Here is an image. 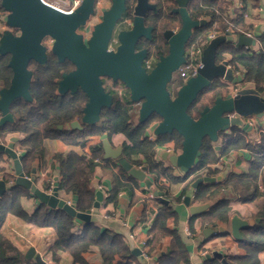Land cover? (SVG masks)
<instances>
[{
  "label": "trees",
  "instance_id": "obj_1",
  "mask_svg": "<svg viewBox=\"0 0 264 264\" xmlns=\"http://www.w3.org/2000/svg\"><path fill=\"white\" fill-rule=\"evenodd\" d=\"M135 0H126L127 10L117 23V29L123 26V19L130 18L129 10ZM157 7L156 15L149 11L144 16L146 24L153 26L152 41L148 52L155 57L166 49V41L162 31L167 28L180 26L179 15L171 8L175 6L174 0H149ZM229 0H189L186 9L191 18L206 17L207 22L196 27L187 40V49L193 43L198 44L204 40L206 34L215 31L217 34L229 31L232 35H247L250 25L245 23L242 15L232 18L227 9ZM0 10H3L0 6ZM254 45L236 46L234 41L222 42L216 52V60L226 58L228 63L236 70L243 68V76L240 83L250 82L260 92L264 91V33L251 35ZM9 54L0 55V85L7 86L10 82L11 70L7 66ZM28 67L32 70V80L29 91L32 99L24 100L15 98L9 105V111L13 120L0 124V141L4 142L7 134L18 133V147L22 150L20 163L25 175L31 173L33 161H41L44 156V138H60L67 145L82 146L90 136H99L106 133L111 142L114 134H122L125 141L121 143L122 156L135 166H145L148 175L152 178V186L158 190L164 189V185L158 183V178L163 176L168 181H184L189 177H196L216 172L210 164L215 163L221 154H227L231 150L246 148L251 153L250 166L247 171L240 173L229 172L218 183L200 182L193 191V202H206L215 199L219 189L229 188L232 192L240 194L248 188L252 193L247 198L254 196L257 189V178L260 168L264 165V133H261L258 141L248 142L243 133L237 128H232L230 134H220V148L215 151L212 142L204 137L200 146V156L186 173L174 175L169 165H163L154 159V150L165 142L173 141L174 150L180 148L181 136L175 131L154 136H144L148 121L137 122V108L128 98V90L119 81H104L105 89L113 95L109 107H104L99 120L94 124H81V128H71L67 124L72 119H78L87 97L79 88L71 93H58L56 90L57 79L61 73L69 71L73 65L68 61H58L56 56L48 53L43 65L30 61ZM121 84L119 87L118 84ZM228 84L215 78L204 87L195 100L188 107L187 112L192 117H197L199 111L207 104H211L216 96L226 92ZM155 119V117H151ZM61 125V127H58ZM112 144V143H111ZM3 153L0 152V161ZM53 164L57 166L59 180L58 189L71 193L72 204L77 211L91 208L95 200V187L92 179L95 167L105 163V168L110 171L111 187L105 197L106 201L116 203V198L121 190L130 192L137 184V180L130 176L119 166L116 160L103 158V150L100 140L90 146L89 154L67 151L55 153ZM117 167V171L114 168ZM1 179L8 187L0 195V264H37L33 259L23 256L18 245L2 230L3 221L7 214H14L26 222L39 227H50L55 233V239L49 247L51 257L56 258L58 252L70 257L69 264H89L83 254L91 246H96L102 264H132L135 256L124 241L120 233L107 228L101 229L92 220L83 221L79 231L75 228L79 224L77 219L65 210L55 207L50 208L41 203L36 205L33 212L28 214L20 205L19 198L22 195H32L29 189L14 184L15 176L7 173L0 165ZM189 183H186L187 187ZM50 183H45L48 188ZM185 189V188H184ZM183 189V192H184ZM164 193V192H163ZM169 196L167 192L164 193ZM181 196H169L170 203H160L152 219L147 234L146 244L148 252L155 249L165 236L170 237V248L159 255L160 264H187L188 253L177 229L166 225L168 217L176 219V213L172 208L173 202L181 201ZM229 206L227 198H218L206 210L191 216V220L198 218L201 224L217 225L226 222ZM259 220L250 226L240 229L241 238L237 242L243 248V254L225 255V264H259L257 254L264 248V207L257 214ZM220 233L221 232H217ZM223 234V233H221ZM147 252V253H148Z\"/></svg>",
  "mask_w": 264,
  "mask_h": 264
},
{
  "label": "water",
  "instance_id": "obj_2",
  "mask_svg": "<svg viewBox=\"0 0 264 264\" xmlns=\"http://www.w3.org/2000/svg\"><path fill=\"white\" fill-rule=\"evenodd\" d=\"M176 6L172 11L180 18V26L167 29L163 37L168 44L165 55H160L153 67L147 71L142 64L146 56L145 48L135 49L140 37H150L152 26L145 25L144 15L147 10L155 9V4L148 0H135L132 8V24L129 28L118 29L115 33L116 45L109 48V42L114 35L118 21L126 10V0H109L108 7L102 9L100 19L91 29L86 31V24L95 11L96 0H81L71 11L61 10L44 0H0L4 28L0 30V55L9 54L7 66L11 70L10 82L7 86L0 85V124L10 122L13 116L9 111L10 103L18 97L30 101L29 91L32 80V70L28 67L30 61L43 65L48 53L56 56L62 62L68 60L73 68L61 73L57 79L58 93L75 92L78 88L87 97L78 119H72L67 126L81 128V124H94L99 120L100 112L112 103L113 95L105 89V79L120 81L128 90V98L138 105L137 122L149 121L144 136H157L175 131L181 136L180 150L163 148L159 152L162 161L172 168L174 175L186 173L200 156L202 139L207 137L217 151L220 144L215 142L220 134H228L232 128L242 131L251 129L246 120L254 115L261 118L264 115V97L254 86L240 87L231 93L226 86V92L218 95L212 104L205 105L197 117H192L187 109L198 93L211 81L218 78L227 84H235L241 80L236 70L228 63L227 58L216 60L218 46L224 41H234L236 46L253 45L255 40L249 35H232L229 31L217 34L209 39L202 48L200 66L194 75L185 79L171 97L168 89L173 73L185 61L184 53L187 40L193 30L207 22L206 17L191 18L186 9L189 0H174ZM83 30V31H82ZM50 38V46L44 43ZM155 117L152 119L151 117ZM61 127V125H58ZM230 130V131H229ZM103 150V158L116 160L130 176L145 187L150 188L153 180L147 174L145 166H135L122 156V146L112 145L106 133L98 136ZM18 137L11 135L6 143L0 142V152L5 153L13 163L14 184L24 186L36 197V205L41 203L50 208H61L80 221H89L92 208L99 206L103 198L102 191L95 190V200L91 208L77 211L71 202L58 195L57 176L49 191L40 189L35 184V169L26 176L22 171L21 153L14 149ZM155 153V150H154ZM221 175L202 174L191 183L196 188L200 182H215ZM0 179V195L7 189ZM154 194L163 203H170L163 191L155 190ZM190 195H184L183 203L190 214L203 211L208 203L190 204ZM258 219H241L233 215L228 222L219 223L206 232H226L229 227L233 237L240 239V229L250 226ZM133 255H139V248L131 250ZM25 258L33 259L37 264H49L35 251L28 247ZM205 258H218L225 264L224 256L217 250L206 253Z\"/></svg>",
  "mask_w": 264,
  "mask_h": 264
},
{
  "label": "crops",
  "instance_id": "obj_3",
  "mask_svg": "<svg viewBox=\"0 0 264 264\" xmlns=\"http://www.w3.org/2000/svg\"><path fill=\"white\" fill-rule=\"evenodd\" d=\"M227 13L232 18H235L239 14L242 15L244 22L250 25V30L247 35L251 36L255 33H264V0H229ZM2 14H5V12ZM3 27L4 26H1L0 30ZM225 57L228 59L229 55L225 54ZM236 72L238 76L241 77L243 68L239 67L236 69ZM227 86L230 87L231 84ZM244 86L253 87L254 85L250 82L240 83V87ZM246 120L250 123L251 129L248 131L238 129V131L243 133L248 142L254 143L258 141L260 134L264 133V115L261 118L251 115L248 116ZM230 133L231 131L228 132V134ZM11 135H16L18 138L20 137L18 133L7 134L3 143H6ZM150 137L153 138L154 136ZM98 140H100L98 136H90L82 146H74L65 144L60 138H44V156L40 162L35 160L32 163L35 169L36 186L42 190L49 191L54 181L53 177L57 176V180H59L57 166L52 163L55 153H65L71 150L76 153L89 154L90 146L97 143ZM123 141H125V137L122 134H114L111 137L112 145H121ZM215 143H221V136H219ZM14 147L20 149L17 142L14 143ZM163 148L174 150L173 141L165 142L162 146H157L155 148L154 159L166 166L168 163L162 161L159 157V152ZM179 150L180 148H176L174 151ZM250 161L251 153L246 148L231 150L227 154H221L215 163L210 164L211 167L216 170L211 176L221 175V178L213 183H218L229 172L240 173L242 171H247L250 166ZM0 165L5 172L15 176L12 160H10L5 153L2 155ZM104 166L105 163H101L95 167L92 183L95 190L98 189L99 184L102 185L103 198L98 207L92 208L90 220L101 229L107 228L111 231L120 233L131 252V250L136 247L137 241L143 239L146 241L148 237V227L161 203L159 198L154 194V191L158 189L155 186L147 188L142 182L138 181L130 192L121 190L116 198V203L113 204V202L105 200L111 183L110 171ZM117 169L118 168L115 167L114 171H117ZM193 180L194 179L191 180L189 177L184 181L172 182L166 180L163 176L158 178V183L164 185V189L161 191L164 193L167 192L171 197L182 195L181 201L172 203V208L176 213V219L173 216L168 217L166 225L169 228L175 227L177 229L188 253L189 261L187 264H224L218 258H205L204 256L212 250L221 252L223 256L243 254L244 250L239 246L237 238L233 237L230 233L229 227L226 232H221L223 234L220 233L219 235V233H217L219 231H205L207 228H214V225L201 224L198 218L191 220V216L194 214L192 215L189 213L188 207L183 203V197L187 194L192 197L195 188H192L190 183ZM45 183H50V186L46 188ZM186 183H189L187 187H185ZM252 191V188H248L244 192L236 194L229 188L224 190L219 189L218 193L215 195V199L206 201L208 206L204 210L208 209L216 199L227 198L229 212L226 222H228L233 215H237L241 219L257 218L259 220L257 214L264 207V165L260 168L258 173L257 189L254 196L248 199L247 197L250 196ZM149 193H152L153 196L151 197ZM58 195L68 202H73L71 193H66L58 189ZM164 196L169 199V196L165 194ZM19 202L23 210L30 214L36 206V197L34 195H22L19 198ZM201 203L205 202H193L192 200L190 202V204ZM77 221L79 224L75 230L79 231L83 221L78 219ZM219 223H217V225ZM217 225H215V227ZM2 230L5 235L18 245L23 256L28 247L33 246L35 251L51 264L70 263V257L62 252H58L55 259L51 257L49 247L55 239V233L50 227L36 226L9 213L3 221ZM169 241V236L163 237L161 243L150 252H148L147 246L148 258H143L140 254L134 255L136 258L133 260L132 264H160L158 257L160 254L169 250ZM83 256L89 264H102L96 246H91ZM257 257L259 264H264V248L258 252Z\"/></svg>",
  "mask_w": 264,
  "mask_h": 264
},
{
  "label": "built area",
  "instance_id": "obj_4",
  "mask_svg": "<svg viewBox=\"0 0 264 264\" xmlns=\"http://www.w3.org/2000/svg\"><path fill=\"white\" fill-rule=\"evenodd\" d=\"M45 2H47L46 0H44ZM56 3H49L61 10H64V11H71L73 10L74 8H76L81 0H55ZM215 35H217V33L215 31H211V32H208L204 38V40H202L201 42H199L198 44L196 43H193L192 45H190L185 53H184V57H185V61L180 64V66L178 67V70H177V73H176V76L180 77L183 79V81L185 79H187L189 76H192L196 73L197 71V68L200 66L201 62H200V55H201V51H202V48L204 47V45L206 44V42L213 38ZM116 38L115 36L113 35L110 42H109V45L108 47L109 48H113L114 47V44L116 43ZM145 65L146 66H149V60H147L145 62ZM175 76V77H176ZM239 77V76H238ZM238 88H240V81L235 83V84H231V86L229 87V90L231 93H234ZM261 95L264 97V91L261 92ZM250 124V123H249ZM15 151L17 153H22L21 149H17L15 148ZM11 160V159H10ZM28 176V175H26ZM1 179V177H0ZM98 189L101 190L103 192V189H102V185H98ZM150 196L152 197L153 194L152 193H149ZM132 237V235H131ZM136 247L139 248L140 250V255L143 257V258H148V253H147V244H146V241L143 239V240H139L137 241L136 243Z\"/></svg>",
  "mask_w": 264,
  "mask_h": 264
},
{
  "label": "flooded vegetation",
  "instance_id": "obj_5",
  "mask_svg": "<svg viewBox=\"0 0 264 264\" xmlns=\"http://www.w3.org/2000/svg\"><path fill=\"white\" fill-rule=\"evenodd\" d=\"M149 1V0H148ZM150 2V1H149ZM134 3H135V1L133 2V4H132V7H131V9L129 10V12H130V14H131V17L130 18H125V19H123V26L121 27V28H129L130 26H131V24H132V19H133V14H132V8H133V5H134ZM152 3V2H151ZM175 6H176V4H175ZM174 6V7H175ZM173 8V7H172ZM172 8H171V11H172ZM126 10H127V8H126ZM125 10V11H126ZM151 12L152 13V15H156V12H157V7H156V5H155V9L153 10V9H150V10H147L146 11V13L148 14V12ZM145 13V14H146ZM145 16V15H144ZM145 22V21H144ZM145 25H150V24H146V22H145ZM150 26H152V25H150ZM179 26H175L174 28H167V29H173V30H176L177 28H178ZM121 28H119V29H121ZM167 29H164L163 31H162V34H163V32L165 31V30H167ZM152 33H153V26H152V30H151V35H150V37H140L138 40H137V42H136V44H135V49H141V48H145L146 50H147V53H146V56H145V58L143 59V62H142V64L144 65V67H145V69L147 70V71H149L152 67H153V65H154V63L156 62V60L158 59V57L160 56V55H165L166 53H167V50H168V44H167V41H166V39H165V41H166V49L165 50H163L162 51V53H159L158 54V56L157 57H155L153 54H151V53H149L148 52V48L151 46V45H153L152 43H151V41H152ZM115 36V35H114ZM115 38H116V36H115ZM116 45V43L114 44V46ZM185 51H186V48H185ZM147 60H149V66H146L145 65V62L147 61ZM178 70V69H177ZM177 70L173 73V75H172V80L174 81V80H176L175 81V83H176V85L174 86V88H173V90L171 89H169V92H170V94H171V97H173V96H175V90H176V88H177V86L179 85V84H181L182 82H183V79L182 78H180V77H178V76H176V73H177ZM176 76V77H175ZM105 81L107 82V81H110V82H112L110 79H105ZM173 81H171V82H173ZM120 82V81H119ZM170 82V83H171ZM120 83H122V82H120ZM169 83V84H170ZM122 85H123V83H122ZM124 86V85H123ZM169 86V85H168ZM134 103V102H133ZM134 104H136V103H134ZM212 104V103H211ZM207 105H210V104H207Z\"/></svg>",
  "mask_w": 264,
  "mask_h": 264
},
{
  "label": "rangeland",
  "instance_id": "obj_6",
  "mask_svg": "<svg viewBox=\"0 0 264 264\" xmlns=\"http://www.w3.org/2000/svg\"><path fill=\"white\" fill-rule=\"evenodd\" d=\"M47 2H49V3H56V1L55 0H46ZM108 5H109V0H96V3H95V11H94V13L90 16V18H89V20H88V22H87V24H86V31L88 32L90 29H91V27H92V25L95 23V22H97L99 19H100V14H101V11H102V9H104V8H106V7H108ZM2 13H4V11L3 10H0V27L1 26H4V22H3V15L4 14H2ZM3 24V25H2ZM4 28V27H3ZM118 29H117V27H116V30H115V32H114V35H115V33H116V31H117ZM83 31V30H82ZM44 43L48 46H50V43H51V39L50 38H45L44 39ZM173 81V80H172ZM175 81L176 80H174L173 82H171L170 84H169V86H168V88L171 90H173V88H174V86L176 85V83H175ZM121 84L119 83L118 84V86L119 87H121L120 86ZM180 85V84H179ZM178 85V86H179ZM177 86V87H178ZM43 258V257H42ZM49 264H51L50 262H48Z\"/></svg>",
  "mask_w": 264,
  "mask_h": 264
}]
</instances>
